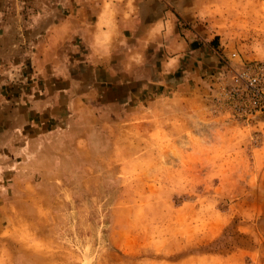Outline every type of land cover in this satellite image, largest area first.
Segmentation results:
<instances>
[{
    "label": "rangeland",
    "instance_id": "rangeland-1",
    "mask_svg": "<svg viewBox=\"0 0 264 264\" xmlns=\"http://www.w3.org/2000/svg\"><path fill=\"white\" fill-rule=\"evenodd\" d=\"M13 2L0 264H264V110L225 95L234 69L264 68V0H76L44 58L26 41L29 1ZM137 63L152 82L133 79ZM59 65L92 85L72 103L48 99Z\"/></svg>",
    "mask_w": 264,
    "mask_h": 264
},
{
    "label": "crops",
    "instance_id": "crops-1",
    "mask_svg": "<svg viewBox=\"0 0 264 264\" xmlns=\"http://www.w3.org/2000/svg\"><path fill=\"white\" fill-rule=\"evenodd\" d=\"M28 1L29 7L31 10H33V13L29 16V19H25L26 24L24 25V27H28L30 29V33L28 32L26 35V41L30 44L35 43V49L36 51L39 49L41 50L40 54L42 55V58H44V56L53 55L57 47L61 44L60 42H64L66 40L71 27H73L78 21L76 17L77 14L72 12L73 10H76V8L73 7L74 3H76V0ZM62 9H67V14L61 13ZM78 9H80V7H78ZM163 16H166V14H164ZM28 23L29 25L27 26ZM16 24V9L13 0H0V30L7 29V32L10 35V38H5L0 35V67L2 68L6 67L7 62H5V60H3V62L1 61V59L9 58L7 57V55H5V52H7L6 41L11 40V35L15 31ZM155 24V20L146 24L145 36H147V38H155L156 34L152 33ZM163 33L166 32L164 31ZM164 36L168 37V35ZM151 42L153 41H148V43L145 44L149 45ZM98 46L101 47L102 44H99ZM147 63H150V61H147ZM2 64H4V66ZM38 64H41V61H37L36 67L38 66ZM136 65L138 67V76L136 75V69L133 67V79H142L146 82H152L149 72H145L143 68L144 65H141V63H137ZM60 68L62 69L60 75L63 76V80H65L59 83L60 91H52L53 94L50 97L48 94L43 100H46L49 97L48 99L53 100L58 98L59 102H61V100L63 101V104H67L69 101L70 103H72L75 99H77V97L83 96L88 90L91 89L92 85L84 82V79L77 78L76 80H74L71 75L67 74V71H65L64 68ZM0 71L2 72L3 70L0 69ZM151 74L153 75V73ZM56 89L58 88L56 87ZM83 90L84 93H81ZM30 103L37 105L38 103H40V101L36 100L35 102L31 101ZM25 114L27 115V111L24 109L10 110L7 119L9 120L11 118V115H13L14 119L16 117L17 120H20L25 117Z\"/></svg>",
    "mask_w": 264,
    "mask_h": 264
},
{
    "label": "built area",
    "instance_id": "built-area-1",
    "mask_svg": "<svg viewBox=\"0 0 264 264\" xmlns=\"http://www.w3.org/2000/svg\"><path fill=\"white\" fill-rule=\"evenodd\" d=\"M229 56L233 58L234 54ZM225 95L233 99L236 113L249 115L264 110V68L253 63L234 69Z\"/></svg>",
    "mask_w": 264,
    "mask_h": 264
}]
</instances>
